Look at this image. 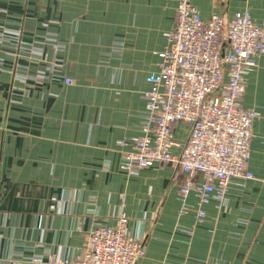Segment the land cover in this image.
I'll return each instance as SVG.
<instances>
[{"label": "crops", "instance_id": "0c3cea01", "mask_svg": "<svg viewBox=\"0 0 264 264\" xmlns=\"http://www.w3.org/2000/svg\"><path fill=\"white\" fill-rule=\"evenodd\" d=\"M192 3L205 20L248 12L264 23V0ZM177 4L0 0V264L73 260L121 214L144 242L137 264H264V54L242 100L259 111L253 179L233 180L222 203H200L194 192L182 199L186 177L175 180L169 164L121 169L130 148L120 142L143 135V93L161 72ZM190 131L174 126L181 144Z\"/></svg>", "mask_w": 264, "mask_h": 264}, {"label": "built area", "instance_id": "2783aa9c", "mask_svg": "<svg viewBox=\"0 0 264 264\" xmlns=\"http://www.w3.org/2000/svg\"><path fill=\"white\" fill-rule=\"evenodd\" d=\"M165 37L161 72L149 77L143 93L148 112L143 135L120 142L130 148L121 169L137 174L169 164L175 180L186 177L179 191L183 200L194 192L200 203L213 195L222 203L233 180L254 178L249 160L259 111L243 107L242 100L246 75L264 54V23L248 12L226 22L218 14L205 20L192 0H178L174 28ZM178 122L191 126L183 144L174 135ZM203 216L199 209V220ZM127 224L119 215L115 226L95 228L75 259L53 264H137L145 256L144 242L127 232Z\"/></svg>", "mask_w": 264, "mask_h": 264}, {"label": "water", "instance_id": "95a60500", "mask_svg": "<svg viewBox=\"0 0 264 264\" xmlns=\"http://www.w3.org/2000/svg\"><path fill=\"white\" fill-rule=\"evenodd\" d=\"M224 21L226 22V20L224 19Z\"/></svg>", "mask_w": 264, "mask_h": 264}]
</instances>
